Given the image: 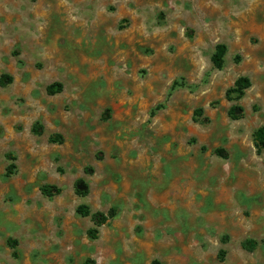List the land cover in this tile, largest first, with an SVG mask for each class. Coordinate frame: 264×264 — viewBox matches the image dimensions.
Returning <instances> with one entry per match:
<instances>
[{
    "label": "rangeland",
    "instance_id": "374dc122",
    "mask_svg": "<svg viewBox=\"0 0 264 264\" xmlns=\"http://www.w3.org/2000/svg\"><path fill=\"white\" fill-rule=\"evenodd\" d=\"M2 76L0 264H264V0H0Z\"/></svg>",
    "mask_w": 264,
    "mask_h": 264
},
{
    "label": "trees",
    "instance_id": "16d2710c",
    "mask_svg": "<svg viewBox=\"0 0 264 264\" xmlns=\"http://www.w3.org/2000/svg\"><path fill=\"white\" fill-rule=\"evenodd\" d=\"M226 47L223 44H218L215 46L214 53L211 56V62L215 69L220 70L223 66V56L225 54ZM7 83H9V78L6 76H2L0 78V86L4 87ZM250 81L248 78L240 77L238 78L234 84L233 87L230 88L226 93V99L228 101H237L241 99L243 96V93L246 89L250 87ZM61 91V85L59 83L51 84L46 88V92L49 95H54ZM201 110H196L194 112V117L199 114ZM243 114L242 107L238 105L231 106L227 112L228 117L231 120H238L241 118ZM204 120L203 122H205ZM42 126L39 124H34L31 127V132L34 135H39L41 133ZM254 146L256 148L257 153H260L262 149L264 148V127L258 128L254 134ZM60 140V139H59ZM58 141L55 137H49V142L53 143ZM215 154L225 158L226 153L223 149H217L215 151ZM91 169L87 168L85 170V173H90ZM10 173V168L7 170V174ZM74 193L79 197H85L88 194V185L83 179H77L75 180L73 184ZM40 193L47 197L52 198L54 196H57L61 193V189L57 186H50V185H43L40 187ZM76 213L82 217H86L90 215L89 208L85 205H80L76 208ZM114 215V209H111L108 214L103 213H94L91 214L92 223L94 225L93 228L89 229L87 231V235L91 239H95L97 235V229L98 227L104 225L109 219H111ZM256 243L253 240L246 239L242 242L241 247L242 249L246 251H253L255 249ZM84 264H94L92 260H87Z\"/></svg>",
    "mask_w": 264,
    "mask_h": 264
}]
</instances>
